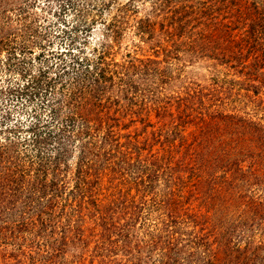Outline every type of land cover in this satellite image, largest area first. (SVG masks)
Returning <instances> with one entry per match:
<instances>
[{
  "label": "rangeland",
  "instance_id": "obj_1",
  "mask_svg": "<svg viewBox=\"0 0 264 264\" xmlns=\"http://www.w3.org/2000/svg\"><path fill=\"white\" fill-rule=\"evenodd\" d=\"M154 1L135 0L136 20L155 8L152 38L130 23L114 40L100 21L84 31L83 17L99 13L63 11L66 0H0V38L9 39L0 49V148L8 159L19 153L29 173L21 179L10 159L0 165V180L20 191L10 209L0 202V264H165L170 234L179 239L176 263L200 264L188 246L200 231L215 237L229 227L230 246L240 249L264 237V220L252 214L264 206V146H236L241 128L264 143V36L252 25L263 0H163L160 12ZM258 38L263 46L253 51ZM79 52H103L110 64L102 102L109 120L84 161L80 143L55 139L31 163L24 146L5 141L30 135L39 75L53 76ZM106 125L116 141H101ZM58 161L59 176L41 174ZM42 185L48 194L31 196Z\"/></svg>",
  "mask_w": 264,
  "mask_h": 264
},
{
  "label": "trees",
  "instance_id": "obj_2",
  "mask_svg": "<svg viewBox=\"0 0 264 264\" xmlns=\"http://www.w3.org/2000/svg\"><path fill=\"white\" fill-rule=\"evenodd\" d=\"M93 0H66V3L62 6V10L71 9L78 14L82 15L83 8L89 9L90 11H94L99 13L96 15L97 19L92 21L86 20V16L83 17V30L86 31L88 26L93 25L91 23H96L98 21L99 24H102L105 29V36L112 37L116 40L119 36H121V30L124 27L130 26V23H133V27L136 32L140 35H149L151 38L155 33L156 22L152 20L155 18L152 14L155 10L151 12L150 16H147L145 19L136 20L135 14L137 13V6L135 4V0H109L107 4L95 3ZM90 3V7L88 8ZM168 3L163 2V0H155L153 2V6L157 5L158 11L164 10V8H168ZM264 7V0L259 4ZM111 6L114 7L115 14H113L108 20L102 18L101 11L102 9H111ZM258 4L252 3L250 6L247 5V10L252 8V12L257 10L256 7ZM170 9L166 11V13L174 12ZM87 14V13H86ZM151 18V19H150ZM166 19V17L164 18ZM259 24H253L254 27H258L260 33L264 36V14L261 12L260 16L256 20ZM88 32L87 34H89ZM255 33V32H253ZM87 34L83 37V41L87 40ZM259 38L253 41V44L249 47L253 51L261 48L263 45L259 42ZM9 39L6 37L0 38V49L9 47ZM82 52L77 54H71L68 59H63L60 66H56L59 70L58 73H54L53 76H45L39 75V80L34 85L33 92L31 93L30 99L38 98L39 104L36 110H33V115L30 120L26 123L30 135L28 137H20L16 138V142H14L13 138H7L5 142H9V146L21 145L24 146V149H27L29 152H21L24 157H28V161L34 163L35 161H41L42 157H39L41 154V149L46 148L50 144L51 141L55 139L63 140L66 139L67 143L71 142L72 144H81L80 154L81 160L84 161V155L87 153L86 151L92 152L94 146L97 145V138L102 129V125L109 120L108 111L103 114L104 109H109L104 106L103 102V93H104V83L108 81L106 78V71L109 69V63H106L103 52L101 55H98L94 59L88 56H80ZM255 61H258L257 59ZM260 67V65H259ZM41 94H44L45 101H40ZM244 125L249 127H253L250 123L242 122ZM21 126H19L20 128ZM113 125H106V131L104 132L101 141L107 142L116 141L113 140ZM252 130V131H251ZM254 129L250 128L245 131V128L239 129L240 137L237 140L236 146H244L246 147V142L253 145L256 143L257 147L264 146V143L260 140L254 141ZM260 130H258L259 132ZM19 137V135H18ZM106 139V140H105ZM3 144H6V143ZM12 142V143H11ZM60 143V142H59ZM54 145H52L53 148ZM6 148L4 145L0 148V165H5L8 160L15 165L13 161H17L15 165L14 171L17 172L18 176L22 178H26L29 174L28 171H22L24 168L25 162L20 161L19 153L12 152V155L8 158L3 157V153ZM18 152V151H17ZM262 153L264 151H261ZM251 158V157H250ZM81 162L84 164V162ZM59 163V164H58ZM55 163L52 169L50 168H42L40 171H44L41 173L46 176L48 171L51 173L55 172L59 176V172H61L60 164L58 161ZM8 164V163H7ZM36 164V162H35ZM79 164V165H82ZM6 171L13 173L9 168H5ZM84 171H78V175ZM0 176H3V173H0ZM78 176V177H79ZM6 177V175L4 176ZM1 177L0 179H2ZM80 182H83V179L80 177ZM0 202L1 205H5V207H1L5 210L11 208L13 203V199L15 196L19 195L18 185H12V183H7L6 180H0ZM21 184V183H19ZM53 184H51L52 186ZM3 186V188L1 187ZM50 186V187H51ZM48 186L42 185L40 187L31 188L29 192L34 196V194H41V196H45L48 189ZM79 187V186H78ZM54 189V188H53ZM2 196V197H1ZM9 198V199H8ZM7 199V203H3V201ZM251 200V198L249 199ZM33 202L32 200L29 201ZM253 206L256 204L254 202H250ZM8 204V205H7ZM7 205V206H6ZM264 208L262 204L259 205L258 209L255 207V210L252 211V214L256 216V220H264V213H260V209ZM264 210V209H263ZM259 212V213H258ZM1 219V217H0ZM31 219V218H30ZM3 221V219H1ZM29 220V219H27ZM6 223V221H4ZM41 224L45 223L42 218H40ZM25 221L23 223V226ZM242 225V224H241ZM11 227L10 225H8ZM237 226L232 225V233ZM226 229L224 231L218 233V236L213 237L212 231H207L205 234L202 232H198L192 240L189 241V252L191 255H197L198 260H200V264H264V237L261 240L256 239L255 236L248 237L249 240L246 242L245 247L240 249L239 244L231 243V234L227 238L228 234ZM231 232V231H229ZM170 238L166 240L167 251L163 254L166 259L165 264H170V262L177 264L176 259L172 258V255L178 252L176 246L179 244V239L174 237V234H170ZM174 237V238H173ZM212 240V241H211ZM257 240V241H256ZM178 241V242H177ZM192 250V251H191ZM190 255V256H191ZM195 264V263H191Z\"/></svg>",
  "mask_w": 264,
  "mask_h": 264
}]
</instances>
